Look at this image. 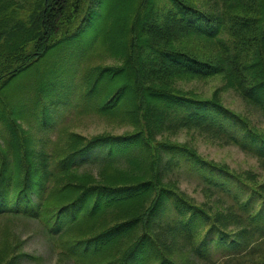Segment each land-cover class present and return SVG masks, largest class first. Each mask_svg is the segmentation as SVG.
I'll return each instance as SVG.
<instances>
[{
  "label": "trees",
  "instance_id": "obj_1",
  "mask_svg": "<svg viewBox=\"0 0 264 264\" xmlns=\"http://www.w3.org/2000/svg\"><path fill=\"white\" fill-rule=\"evenodd\" d=\"M249 1L211 0L201 8L193 0H0V216L42 222L51 244L73 264H181L179 253L195 264H214L209 262L223 247L225 254L240 256L264 252V207L254 212L252 202L236 195L225 221L211 222L205 210L174 194L172 176L168 183L161 178L180 160L200 159L183 145L153 144L163 133L197 129L264 160V134L216 97L203 99L175 85L223 75L264 119V10ZM210 45L216 46L213 58ZM102 46L120 64L82 67ZM58 72L65 81L55 77ZM24 78L33 79L24 84ZM79 105L99 117H121L132 130L65 136L64 114ZM29 113L45 116L36 129L40 134L59 123L57 136L35 139ZM189 167L207 184L203 189L218 195L212 186H221ZM31 169L38 174L31 177ZM89 169L104 178L88 186L74 178ZM175 172L182 175V169ZM63 176L77 186L59 183ZM134 197L137 204L127 213L133 217L94 231L104 215L120 209V200ZM169 210L176 219L162 221ZM138 222L146 225L134 231ZM231 226L237 231L229 240L225 231ZM207 227L197 248L195 239ZM212 241L215 246H208ZM150 250L154 254L144 256ZM24 257L42 263L20 252L5 264Z\"/></svg>",
  "mask_w": 264,
  "mask_h": 264
},
{
  "label": "rangeland",
  "instance_id": "obj_2",
  "mask_svg": "<svg viewBox=\"0 0 264 264\" xmlns=\"http://www.w3.org/2000/svg\"><path fill=\"white\" fill-rule=\"evenodd\" d=\"M237 1L243 3L245 0ZM249 2H253L255 6L258 8L261 7L262 11L264 10L263 0H250ZM193 3L203 8L205 5L211 3V0H193ZM233 10L237 13H241L235 7H233ZM260 19L263 21V14L260 15ZM94 27L95 24L87 27V35L84 37L85 41L83 44H85L90 39V35L94 31ZM190 43L196 44L197 42L193 41ZM215 49L216 46L210 45L211 55L209 58H213ZM96 51L97 53L89 54L85 58L82 67L93 63H100L110 67L120 64V60L115 59L104 49L103 46L102 52H100L101 48H98ZM52 64L53 61L49 60V67L52 66ZM44 65L45 60L43 59V61L39 63L38 66L43 68ZM33 73L34 71H32L30 75ZM55 77L62 80V74L59 72ZM32 79L33 78H24V84L31 82ZM122 81L123 80L121 76H118V83H121ZM175 85L185 91L193 93L194 96L203 99L212 98V96L216 97L219 102L224 104L231 111H234L238 115L245 118L246 121H248L247 124L251 130H255L261 134H264V119L262 118L260 111L250 102L245 100L232 86L227 85V79L225 76L220 75L207 78H193L189 81H177ZM71 99L74 101V96H71ZM25 103H28L27 98L25 99ZM52 108L53 107L50 106V111H52L50 116H52L54 113ZM77 108L81 111H77ZM77 108L72 106L64 114L63 124L65 127H67V130H69L67 133H65V136L71 133L82 135L84 137H91L98 134L117 135L132 130L131 126H127V124L120 121L121 117H118L119 119H116V117H109L106 119L103 116H97L96 113L92 111H85L80 105ZM27 112L29 111L27 110ZM37 118L38 119L31 118V113L26 115V122L32 126L35 132H37V127L44 123L45 116L40 113ZM24 125L28 128L26 124ZM59 125V123L55 124L54 128L49 132V134L47 133L46 135L40 134L39 132H37L39 133L37 134L33 132L31 128L30 131L35 135L33 136L35 139H54L58 134ZM162 135L163 136H156V140L153 142V144L156 142H161L183 145L188 150H191L201 160H198L196 163L187 161L186 164L180 160L179 164L175 166L172 171L169 170L161 175L162 183H168L167 179L169 175L172 176L171 185L174 194L179 193L183 195L188 204L197 205L198 207H201L203 210H205L206 213L210 215L211 222L216 220V217H220L222 221H225L223 215L225 214L226 210H229V204L231 202H236L234 199L236 195H238L241 200H249L252 202L254 204V212L264 207V160L256 158L251 153L241 150L238 145L231 143L227 144L218 141L208 133L198 131L197 129H178L176 131L163 133ZM244 138L246 141H249L246 137ZM163 155H165V153H162V158L165 160L167 157ZM190 165L195 168L192 171L196 175H204L209 178L211 182L217 183L219 186H221H212L218 195L202 188L203 186H207V184L204 181L196 178L194 174H191L188 171L190 169ZM83 166H86V164ZM177 169H182V175L175 172ZM200 169L203 172L202 174L196 172V170ZM33 171L34 169L30 170L31 177L38 174L34 173ZM88 173L89 174H81L74 178L87 182L83 183L86 184L85 186L100 182L101 179L104 178L103 173L98 174L97 170L89 169ZM86 177H89L91 180H83V178ZM69 179V177L65 178L63 176L59 183L67 185L68 187L77 186L70 182L71 180ZM108 184H112V182L109 181ZM74 192L78 194L80 192V187L75 189ZM136 204L137 197L122 202L120 200L117 203L120 209L110 211L104 215L105 223L103 225L97 226L94 231L101 229L99 228L100 226L107 227L109 225H113L114 223L112 222H118L126 218L133 217L127 216V213L131 212V208L135 207ZM167 206H170L169 200L167 202ZM90 208L91 201L86 206V212L90 211ZM115 216L120 217L117 220H113L111 217ZM160 219L162 221L176 219V213L174 210L166 211L162 213ZM145 225L146 224L143 222H138L134 231L144 227ZM228 229L225 232L228 233L230 240V234L236 232L237 228L231 226ZM207 232L208 227L203 230V232L198 236L197 240L195 239V243L197 244L195 245L197 248H200L198 243L203 240ZM61 239L65 240L66 236H63ZM117 246L118 244L114 246L112 245L111 251H115ZM208 246H215L214 241L208 243ZM220 250L222 249L219 248V250L215 251V257H213L212 261L209 263L264 264V252L262 251L256 250L253 254L252 252L250 255L244 253L240 256L237 253L225 254V251H227L225 250V247H223L222 251ZM20 252L39 256L41 258V264H73L69 258L64 257L63 251L58 245L57 248H55L51 244L50 240L47 238V234L43 229L42 222L40 223L37 220H30L20 217H8L5 219L4 217L0 216V264H5L9 258L17 256ZM150 254H154L153 251H146L144 256L149 257ZM177 257L179 258V262L181 264H195V262L191 261L190 258L184 257V254L179 253ZM188 259H190V261H188ZM21 260L23 261H21L19 264H33L34 262V260L30 257H24Z\"/></svg>",
  "mask_w": 264,
  "mask_h": 264
}]
</instances>
